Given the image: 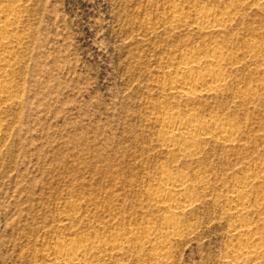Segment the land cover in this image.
I'll return each instance as SVG.
<instances>
[{"label":"rangeland","instance_id":"1","mask_svg":"<svg viewBox=\"0 0 264 264\" xmlns=\"http://www.w3.org/2000/svg\"><path fill=\"white\" fill-rule=\"evenodd\" d=\"M261 1L0 0V264H67L59 242L86 247L73 264H234L246 245L264 264ZM170 113L234 130L172 137Z\"/></svg>","mask_w":264,"mask_h":264},{"label":"bare ground","instance_id":"2","mask_svg":"<svg viewBox=\"0 0 264 264\" xmlns=\"http://www.w3.org/2000/svg\"><path fill=\"white\" fill-rule=\"evenodd\" d=\"M260 1L261 0H257V2H260ZM261 3H262V1H261ZM16 9H18V8H16ZM14 14H15V7H13V6H11V7L2 6V5L0 6V40L1 39L3 40L4 45H6V49L8 47V42L6 41L7 40L6 38L9 37L8 34L11 31L10 27H11V24H12L10 16L14 15ZM208 16L209 15L205 14V15H203V18L206 19V18H208ZM4 39H6V40H4ZM3 51H4V49H3ZM0 60L3 63H5V65H7V62L9 61V57H7V54L4 53L0 57ZM217 61H218V58L216 56H214L211 59V62H209V63L211 65H213V64L217 65V63H216ZM195 65L196 64H192V65L188 64V66L186 67L187 68V72H189V73L192 72L194 70V68H195ZM1 76H2L3 79H0V99L1 100H3V99L5 100L7 98V100H8V99H10L12 97V94L10 92H8V91H5V92H8V93H6V95H5L6 98H4L5 92L2 90V85H5L6 84L5 82L7 80L4 79L5 74H2ZM223 76H224V73L222 74L220 71H215V72L213 71L212 73L206 74L203 77V79H206V80H208L211 83H215V82L221 81L223 79ZM176 80L182 81L183 83L186 84L189 81V75L188 76H183V77L179 76V75L178 76L176 75ZM191 94H193V93H191ZM182 120H180L178 118V116L173 114V113H170L169 115L168 114L166 115V121L173 122V124L171 123L172 125H168L167 126L168 129L174 134V136H172V137H178V138L182 137V136L184 137V135L189 134V133H194V132H203L204 134H208V133H211L213 131H216L218 134H221V135H227V134L232 133V131L234 130V126L233 125H228V124L227 125L226 124L223 125V124H218V122H216V123L214 122V124H212V125L202 127L201 125H198V124L193 123L191 121L189 122V121H182ZM165 178H166V181L169 180L168 177H165ZM165 178H164V180H165ZM181 178L183 179V177H181ZM176 186H178V185H174L172 187L171 186L170 187H164L163 189H161L159 191V193L157 192L158 193L157 194L158 199L160 201H163V202H168V203H170L171 206L174 207L175 206L174 205V201L171 200V199H172V195L175 192L174 188H176ZM179 186H178V188H179ZM234 199L236 201H238L239 204H244V196H243V194L235 195ZM178 208H179V206H178ZM166 228L169 229V231H171V232H176L177 231V229L174 226V224L173 225L170 224ZM240 228L241 227L239 225H235L233 227V233H235V234L239 233V234H242V235H246L249 238V242L255 243V244L256 243L259 244L260 239L258 237H256L255 235L250 234L248 231L247 232L243 231ZM241 247L242 246H240L239 249H235V250L232 251L233 263L234 264H257L258 259H260L261 256H259L258 253L249 255L248 253L251 252L250 251L251 247H249V245L248 246L247 245L243 246L242 248ZM85 248H84L83 245H80V244H78V245L75 244L73 246L71 245V247H70V246H67L66 244H64L62 242H59L56 245V247H55V251H53V252H54V254H55V256L57 258H60V260L61 259L64 260V262H66L67 264L68 263L69 264H73L74 261L77 259L78 255L83 254V253L86 252ZM118 248H119V246L117 244L113 243V245L111 247V250L112 251L115 250V249L118 250Z\"/></svg>","mask_w":264,"mask_h":264}]
</instances>
